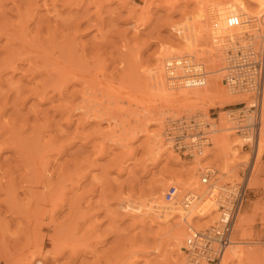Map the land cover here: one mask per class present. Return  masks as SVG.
Returning a JSON list of instances; mask_svg holds the SVG:
<instances>
[{"label": "rangeland", "instance_id": "374dc122", "mask_svg": "<svg viewBox=\"0 0 264 264\" xmlns=\"http://www.w3.org/2000/svg\"><path fill=\"white\" fill-rule=\"evenodd\" d=\"M244 1L255 13V2ZM200 2L0 0V264H219L190 262L171 236L176 218L159 220L146 209L174 173L186 179L195 164L199 181L205 166L220 171L222 159L198 161L174 147L171 121L198 116L213 124L221 111L231 119L249 106L246 91L237 92L247 99L221 107L155 106L148 72L168 49L183 51ZM260 17L251 22L255 50L264 36ZM199 60L191 63L198 68ZM227 142L238 143V162L222 179L234 191L230 199L240 190L237 214L245 219L244 239L253 242L245 244L246 257L264 264L255 258L264 252V150L251 170L255 144L234 131ZM209 215L200 225L209 224L194 228L214 225Z\"/></svg>", "mask_w": 264, "mask_h": 264}, {"label": "bare ground", "instance_id": "6f19581e", "mask_svg": "<svg viewBox=\"0 0 264 264\" xmlns=\"http://www.w3.org/2000/svg\"><path fill=\"white\" fill-rule=\"evenodd\" d=\"M203 1L204 0H202V3L200 2L201 5H199L200 3H197L199 5L198 8L194 6L197 10H193L192 15L194 13L195 15L190 17L189 30L184 32V36L182 37L184 48L183 51L182 49L179 50L183 52V54H181V52L178 50L174 52V50L168 49V51L166 49V55L170 54V56L160 57L158 63H156L157 65L154 68L150 69L148 72L151 87L155 92V106L157 107V105L159 104L160 107L164 108L163 110H180V112H182L189 109L191 110L195 107H221L237 100L247 99V96L244 95V92L240 94L237 92L238 90H230L228 88H224V85L221 82L223 79H221V77L222 75H224V67H222V64H220V66L219 63H221V58H225L224 51L227 46H230L231 44L234 45L237 41H239V43L242 45L257 44L255 43L254 38H258L259 36L257 31L258 28L251 29V27H254V24L251 22L253 21L252 17L256 19V17H260V15L262 17V14H264V0H251L256 4V11L254 10L255 13L253 12V14L252 10L248 9L249 7L246 5L247 3H245V1L243 2V0H227L225 3L222 2L224 0L221 1L222 3H215L214 1L213 3L215 4L213 5H210L211 1L209 2L208 0H205L209 4H206L205 1L203 3ZM261 17V21L257 20V23L258 21L264 23L262 22L264 21V18L261 19ZM259 24L260 23H258V25ZM260 26L261 24L259 25V27ZM261 28H264V26L260 27V31ZM258 49L262 52V54H264V36H262V40H260L259 42ZM163 55H165V52ZM192 56L197 60V62L200 59L198 68L193 63H191L192 59L195 60L194 58H192ZM204 60H207L209 64L206 65L207 62L206 64H203ZM162 63L163 65H161ZM204 65L207 66L208 69ZM189 71L194 74H199L201 72V75L198 77H194L191 74L186 73ZM205 91L207 92L206 95H204ZM43 93H45V91ZM154 112L157 111L155 110ZM224 114L225 112L221 111L219 113V116L216 117L218 119V124L217 122H215L216 118L212 119L213 122L211 121L213 124H211L212 129L210 141L213 146L211 144L207 145V142H205V144H203V147L199 149L198 152H196V149L191 150V154L200 155V157L197 158L198 161L199 159L206 160L209 158L212 161L216 160L215 162H220V160H217V158L222 159V163H220V171L218 170L219 173L216 175V169L210 166H205L211 168L212 174L209 183L202 184L195 177L197 171H193V167H195L196 165H190V167L188 166L189 169L185 170L186 174L188 175L186 179H183L182 176H179V172L174 173L170 180L162 183L161 190L157 192L156 195L154 194L155 196L153 195V197L151 198V202L146 208L149 213H154L155 216L160 217L161 219L159 220L164 221L171 218H176L177 221L173 226L174 228L172 230L171 236L180 249L186 247L185 241L187 242L188 240V231L195 229L194 227H198L200 225V222L202 223L201 220L203 218L207 217V215L209 214L212 215L208 216L209 221L213 220H210L213 215H216V219H219L221 217L223 212L219 210L220 203L224 197H226L233 191L232 187H229L228 184H225V180H223L222 177H225V173L228 174V172L235 168L238 161H235L234 156H236V152L239 151V149L236 148L238 145L237 142V144L233 143L232 145H229V143L227 142V137L229 135L230 129L229 120L231 119L228 118L227 115L225 117ZM258 114L260 118V127L256 135L251 170L255 168L256 162L259 159L262 150H264V94H262V99L259 103ZM160 115L161 116L157 117L158 123L159 121H161L160 119L162 117V114L160 113ZM159 141L160 140L154 142L152 140V143L157 142L158 144ZM155 145L156 144H154V146ZM234 145L235 147L233 148ZM207 146H210L209 149H216L213 152H210L205 150ZM228 155L231 156L228 158ZM182 172L183 171H181V174ZM232 173L235 172L232 171ZM37 178H39V176ZM237 179L239 178H236L235 180L237 181ZM222 180L224 183L221 182ZM247 182L250 185L254 184L253 182L250 183V177L247 178ZM171 183L177 187L178 191L174 199L171 202H167L163 200V196L161 197V194L163 193L162 191H164L166 185ZM187 200L189 203L186 204ZM236 218L237 221L234 224L235 226L233 228L235 230V233L236 231H240L241 233H236L238 234V237L235 236V233L233 234V239L231 238L230 243L226 247L219 264H228V262L230 263V261L233 260H237V262L241 264H256L255 260L247 259L245 254V252L247 251V247L245 246V244L253 243L251 241L247 242L248 240L244 239L245 237H243V235L245 234L243 233L245 219L241 214H237ZM205 221L209 224L206 218L201 225H204V223H206ZM256 256L257 258L264 260V252L259 255L257 253L255 255V258Z\"/></svg>", "mask_w": 264, "mask_h": 264}, {"label": "built area", "instance_id": "2783aa9c", "mask_svg": "<svg viewBox=\"0 0 264 264\" xmlns=\"http://www.w3.org/2000/svg\"><path fill=\"white\" fill-rule=\"evenodd\" d=\"M226 59L223 75L226 87L230 90L251 93L248 109L242 111L238 117L231 118L232 124L229 131L240 135L245 144L254 145L260 127L258 107L262 94H264V54L259 49L255 50L252 45L235 42L228 50ZM186 73L194 77L201 75V72L199 74L191 73V71ZM211 129V123L205 122L198 116H188L172 120L167 136L174 147L189 154L191 150L201 149L205 142L207 145L211 144ZM211 174V168L205 167L199 175L200 183L208 184ZM177 191L175 185H170L163 194L164 200L171 202ZM187 203H189L188 200ZM240 205L241 195L238 190L233 199H230L228 195L222 199L219 210L223 213L214 225L204 230L189 231L184 249L190 262L197 263L201 259L215 262L221 259L230 243L234 219Z\"/></svg>", "mask_w": 264, "mask_h": 264}]
</instances>
